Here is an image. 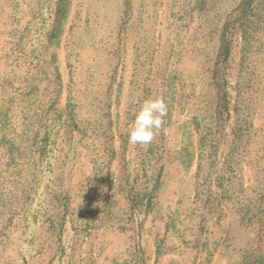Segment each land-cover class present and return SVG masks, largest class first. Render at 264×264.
Wrapping results in <instances>:
<instances>
[{"label": "rangeland", "instance_id": "374dc122", "mask_svg": "<svg viewBox=\"0 0 264 264\" xmlns=\"http://www.w3.org/2000/svg\"><path fill=\"white\" fill-rule=\"evenodd\" d=\"M57 1L0 0V97L5 93L2 98L14 100L8 113L11 123L4 131L0 130V138L6 132L7 140L21 145L19 166L25 176H29L33 166L31 160L39 153L37 146H31L32 141L27 138L34 134L38 139L42 138L46 127L40 125L46 123L52 127L56 123L52 121L56 110L70 102L71 109L82 120L78 131L87 130V138L81 139L83 132L78 131L74 133L75 141L71 144L67 136L60 137L64 150L72 147L73 151L67 161L62 160L65 151L62 156L60 152L56 172H64L62 183L66 188L70 187L69 193L71 190L73 194L75 190L78 192L73 206L84 207L100 200L97 197L91 200L90 196L85 198L83 195L98 186L94 177L88 179L93 175V164L91 154L86 152L83 145L88 142L91 150L95 149L96 145L100 147L106 140L102 136L104 131L112 135L115 155L109 158L111 162L105 168L104 175L115 178L113 195L118 185L125 183V177L138 170L140 156L137 145L128 142V130L135 119L132 117L145 100L162 96L168 106L172 104L173 117L171 125H168L167 143L173 151L180 144L183 138L180 128L193 114L201 112L205 106V94L211 87L208 60L216 46V37L209 38L208 18L211 13L222 15V11L229 9L233 3L232 0H219L207 15L193 8L195 0H69L61 40L49 45L44 37L55 17ZM23 32L27 36L22 42L25 47L22 45L21 49L18 41ZM233 39V50L227 63L229 85L226 87L231 95L229 97L232 101L235 99L234 86H237L240 74L251 70L254 74L249 84L260 81L258 87L263 88L253 96L259 97V102L264 104V27L252 38L248 56H244L242 51L245 42L242 32L234 35ZM33 50H36L34 58L31 55ZM53 52L56 53L54 60L51 57ZM37 63L42 70L37 69ZM243 63H246V68L241 69ZM8 70L12 74V87L6 88L2 85L3 73ZM33 76L38 82L40 78L42 80L39 90L29 94L30 86L27 83L32 81ZM25 77L31 81L26 79L25 82ZM47 87L49 92L44 91ZM56 89L61 91L60 99L56 106H52L49 100H56ZM44 92L48 95H44ZM261 110L258 106L257 111L253 112L256 125L263 118L258 117L262 114ZM28 128L29 136L23 138L21 133ZM2 151L0 149V153ZM14 169L15 166H10L5 174L9 175ZM244 170L247 171L244 178L247 186L254 181L255 174L251 173L252 168L247 164H244ZM194 172L195 165L186 170L179 161L172 160L165 169V184L159 195V206L165 214L177 215L178 224L183 222L190 228L195 225L199 214V210L195 209L202 205L200 200L195 201ZM262 175L261 172L259 176ZM6 176L0 175V196L1 191L5 193L4 201L0 197V264L121 262V252L125 251L129 241L125 232L96 226L93 236L77 235L67 219L58 241L50 230L48 217L52 215L56 221L59 208L50 204L49 195L43 201L45 206H50L48 214L39 216L37 227L29 235L25 234L27 226L20 216L17 218L15 185L10 183L1 190V179L9 178ZM18 188L22 190L20 186ZM116 200L115 210L124 213L125 199L118 193ZM35 205L43 206L39 201L38 204L34 202ZM224 210H227L228 216L222 219L223 224H215L208 229L212 234L224 237L225 230H228L232 239L227 241L230 244L228 251L224 254L216 252L211 264H231L229 257L240 254L234 250V244L244 249L242 246L249 244L247 242H251L255 236V226L237 225L239 216L236 210L229 207ZM82 213L87 214L88 209L84 208ZM142 216L137 218L141 220ZM152 219L148 216L141 221L142 228H139L140 242L146 249L149 264H193L196 250L182 245L177 235L166 238V242L173 244L175 249L156 258L154 239L157 232L162 236L164 225ZM211 222L214 223V220ZM57 231L59 233L58 228Z\"/></svg>", "mask_w": 264, "mask_h": 264}, {"label": "trees", "instance_id": "16d2710c", "mask_svg": "<svg viewBox=\"0 0 264 264\" xmlns=\"http://www.w3.org/2000/svg\"><path fill=\"white\" fill-rule=\"evenodd\" d=\"M218 2L219 0H195L193 8L208 15V11L212 10ZM231 2L233 5L229 9H224L222 15L217 13L212 15L211 13L208 18V35L211 39L216 37V46L211 54V59L208 60L211 87L205 94V106L201 112L193 114L189 121L180 128L183 138L173 151L167 143L168 125H171L173 117L172 104L169 105L165 124L154 140L148 145H137V152L140 156L137 172L129 173L125 177V183L118 185L113 195L112 186L115 178L104 175L105 168L109 166V161L111 162L109 158L115 155V150L112 149L113 137L106 133L107 130L103 135L100 133L106 138L100 147L96 145L95 149L91 150L88 142L83 145L86 152L91 154L93 164V175L88 179L91 180L94 177L98 185L83 195L85 198L90 196L91 200L97 197L96 199L100 201L94 202V205L87 204L84 207L73 206L78 192L75 190V194H73L71 190L69 193L70 187L66 188L62 183L64 172H56V160L60 157V152L62 156L65 151L62 160L67 161L73 151L72 147L64 150L63 140L60 137L67 136L68 143L74 142L73 135L79 130L82 121L74 113L73 108L71 109L70 102L64 108L56 110L52 117V121L56 123L52 127H48L46 123L40 125L46 127L42 138L38 139L37 134H34L33 137L29 136V128L22 131L21 136L23 138L29 136L30 138L27 140L32 141L31 146H37L36 151L39 153L38 157L31 160L33 166H31L32 170L29 172V176H25V172L19 166L22 155L21 145L17 146L13 141L7 140L6 132L2 133L0 149L3 151L0 153V175L6 176L5 172L10 166H15V169L6 176L9 178L1 179V190L10 183L15 185L18 203L17 218L20 216L25 222L24 224L27 226L25 234L29 235V232L35 226L37 227L39 216L48 214L50 206H45L43 201L49 195L51 197L50 204H53L54 208H59L56 221L52 215L48 217L50 230L57 236L58 241L62 226L67 219L71 221L77 235L93 236L92 233L95 232L96 226H100L101 229L113 228L125 232L129 236L125 251L121 252V262H115V264H149L146 249L140 242L139 228H142L141 221L151 216L153 221L157 219L164 225L162 236L157 232L154 239L156 258L167 254L175 247L166 242V238L170 235H177L180 237L182 245L191 246L196 250L193 264H211L216 252L224 254L225 251H228L230 244L227 241L232 239V236L228 230H225L226 237H224L212 234L208 228L215 224L221 226L222 219L228 216L227 210L225 211L224 208L229 207L233 211L236 210L235 212L239 216L238 226H255V236L251 242H247L249 244L242 246L244 249H240V246L234 244V250L240 254L236 257H229L231 264H264V104L259 102V97L253 96L263 88L258 87L260 81L249 84L254 74V71L251 70L240 74L237 79V86H234L236 96L233 101L230 99L231 95L226 87L229 85L227 63L233 50V36L242 32V37L245 40L242 51L244 56H248V52L251 51L252 38L264 27V0H232ZM56 6L52 25L44 37L49 45L59 43L61 40L64 20L68 15L69 0H58ZM43 20H46L45 16H43ZM26 32H23L19 37L18 43L21 49L23 39L27 36ZM23 46L25 47V45ZM35 54L36 50H33L31 52L33 58ZM51 57L54 60L56 53H51ZM36 66L38 70H42L38 63ZM244 66L246 63H243L241 69L246 68ZM11 76L9 70L3 73L2 85L4 87H12ZM26 79L30 80L29 77H25V82ZM31 80L30 83H27L30 86L29 94L39 90L42 78L38 82V79L33 76ZM211 89L214 91H210ZM44 91L49 92V88L47 87ZM55 93L56 100H49L52 106H56L59 102L61 91L56 89ZM44 95L48 94L44 92ZM3 96L5 93H2L0 97L1 131H4L5 127L11 123L8 113L14 103L13 99H5L2 98ZM258 106L259 110L262 109L260 111L262 116L258 115V117L263 118L256 125L253 112L257 111ZM24 118L27 119L28 116L25 115ZM80 132L78 131V133ZM82 132L84 136H81V139L87 138V130H82ZM20 141L23 142V140ZM74 159L73 157L72 160ZM172 160L179 161L186 170L195 165L193 180L196 191L195 201L200 200L202 205L195 209L199 210V214L196 217L195 225L191 228L183 225V222L179 225L177 215L173 213L166 215L159 206L160 191L165 184V169ZM244 164L249 165L252 168L251 173L255 174L254 181L247 186L244 184V178L247 175ZM261 172L263 173L262 177L259 176ZM11 175H13L12 179H10ZM18 177H22V179H18ZM249 189L251 190L248 191ZM18 190H20L19 193H17ZM118 193L126 201L124 213L121 214L114 208ZM4 195V191H1L0 197L3 201ZM8 201H10L9 196ZM38 201L43 204L42 207L33 206L34 202L38 204ZM84 208L88 209L87 214L82 213ZM140 215H143L141 220L137 218ZM212 220L214 223L211 222ZM223 248L225 249L223 250Z\"/></svg>", "mask_w": 264, "mask_h": 264}, {"label": "clouds", "instance_id": "9594fccd", "mask_svg": "<svg viewBox=\"0 0 264 264\" xmlns=\"http://www.w3.org/2000/svg\"><path fill=\"white\" fill-rule=\"evenodd\" d=\"M168 105L162 96L145 100L135 113V119L128 130L131 145H148L165 124Z\"/></svg>", "mask_w": 264, "mask_h": 264}]
</instances>
